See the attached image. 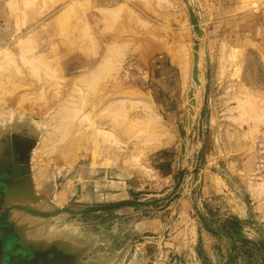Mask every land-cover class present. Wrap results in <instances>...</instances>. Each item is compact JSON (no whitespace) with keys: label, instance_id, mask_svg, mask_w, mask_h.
Instances as JSON below:
<instances>
[{"label":"rangeland","instance_id":"obj_1","mask_svg":"<svg viewBox=\"0 0 264 264\" xmlns=\"http://www.w3.org/2000/svg\"><path fill=\"white\" fill-rule=\"evenodd\" d=\"M222 3L0 0V133L35 135L37 189L53 188L59 206L84 202L77 185L100 191L99 182L107 177L131 174L147 184L139 199L158 200L185 172L179 194L155 208L165 209L177 198L189 201L179 208L185 216L169 209L171 219L161 234L167 264H264V0L234 7L233 17H247L233 25L223 22ZM192 12L209 42L196 36ZM197 40L203 45L201 87L192 117ZM219 43L222 64L231 52L230 86L216 83L217 65L209 53ZM167 56L180 67L174 77L162 73L176 81L169 105L173 119L162 104L171 93L153 83L157 62ZM172 142L167 156L154 161L156 150ZM103 214L65 217L63 223L83 228L84 237L89 225L103 223ZM3 219L5 235L18 240L8 217Z\"/></svg>","mask_w":264,"mask_h":264},{"label":"water","instance_id":"obj_2","mask_svg":"<svg viewBox=\"0 0 264 264\" xmlns=\"http://www.w3.org/2000/svg\"><path fill=\"white\" fill-rule=\"evenodd\" d=\"M192 24L196 36L202 39L203 32L193 12ZM200 60V43L197 40L194 46L192 88L189 94V112L192 117L196 115V93L201 87ZM188 122L191 127L193 120ZM190 134L189 131L188 136ZM37 145L35 135L12 130L0 133V176L9 175L12 178L10 183L4 185V195L0 202V221L8 217L7 224L12 226L13 232L18 237V244L26 253L24 258L15 256L9 260L8 264H30V251L34 254H54L53 257H57L58 260L57 264H63L62 260H68V264H118L121 256L109 262H102L97 260L96 256H92L94 246L92 243L85 242V236L83 237L82 234L63 233L48 226L53 222L65 220V217L96 215L131 207L155 209L163 203L171 202L179 194L184 182L185 172L167 197L154 201L144 198L107 205H82L77 200H73V203L68 206H59L54 202L53 188L37 189L32 166ZM27 188L29 189L28 195L26 194ZM20 193L22 195H19ZM76 194L78 198L81 197V185H77ZM35 219L46 222L40 225L35 222ZM64 242L71 245V250L61 247V243ZM45 264L54 263L49 260Z\"/></svg>","mask_w":264,"mask_h":264},{"label":"crops","instance_id":"obj_3","mask_svg":"<svg viewBox=\"0 0 264 264\" xmlns=\"http://www.w3.org/2000/svg\"><path fill=\"white\" fill-rule=\"evenodd\" d=\"M227 1L229 2L227 3ZM225 2L226 3H222V7L223 10L227 12V14L223 16L225 17L222 19L223 22L233 25L239 20H244V18L247 17V15H239L236 17L232 16L233 8L236 7L239 3H243V0H236V2H233V0H225ZM201 29L203 32L202 27ZM203 35L209 42L210 37L204 34V32ZM221 46L223 45H220L219 43L218 49H213V51L210 52L209 55L212 57L213 63L217 65V86H230L229 81H233L231 78V76L233 75V71L229 69L231 65V63H229V56H231V52L230 54H226L227 56H225V61H223L222 64L223 54ZM202 51L203 45H200V56ZM246 65L247 64H243V67H246ZM175 68H177L180 73V67L174 63L171 56H167V59H163L157 62L154 68V72L157 75H154L153 79L154 87L157 90L162 91L166 89L171 93L166 94L162 101V104H164L163 109H167L168 111L167 114L165 112L166 117L171 119H173L175 115L170 112L171 109L169 108V105L172 101H174L172 95H175V89L173 88L176 87V81L173 80L172 77L170 79H165L162 76V73L169 71L171 73V76L174 77L176 73L174 72ZM223 71H225V78H222ZM245 72H247V68H245ZM244 77H246L247 79V75H245ZM233 85L234 87H236V82L233 83ZM247 85L250 86L251 84L246 83V86ZM238 86H242V84H238ZM237 97L238 95L235 94L233 101H236ZM228 101H232V99H229ZM175 143L176 142H172L168 146L157 149L156 151L159 152V154L154 155V161H156L158 158L164 157L166 155V152L172 149V146ZM162 150H164L165 153H160ZM173 160V158L170 159V161ZM133 177L134 176L132 174L129 176V178L126 179H114L109 176L107 177V179H105V181L99 182L98 188L100 189V191L95 192H85L84 186L81 185L80 199H83L84 202L78 203L82 205H107L129 200H136L141 198L142 196H145L143 192L148 191L146 189L147 184H139V180H134ZM148 189L151 190V188ZM89 198H92V200H88ZM185 200L187 199L177 198L165 209L149 208L148 210L145 209L143 211H137L134 208H122L104 213V216L102 217L97 216V218L101 217L103 223L95 222L89 225V234H86L84 241L93 244L94 247L92 256H96L97 260H101L102 262L115 261L117 260V258H119V256H121L120 264H167V260L162 259L161 234L167 228L169 220L171 219V212L169 211V209L175 208L174 214H179V216H185L188 214L181 213L179 210ZM66 226L71 225L63 223V220H61L58 222H53L48 227L63 233L69 232L79 235L83 234L84 229L81 227L78 228L75 226H71V231H65L63 227ZM85 231L87 230L85 229ZM87 235H89L88 238ZM79 241H81V239H79ZM135 250L136 252L134 253Z\"/></svg>","mask_w":264,"mask_h":264},{"label":"flooded vegetation","instance_id":"obj_4","mask_svg":"<svg viewBox=\"0 0 264 264\" xmlns=\"http://www.w3.org/2000/svg\"><path fill=\"white\" fill-rule=\"evenodd\" d=\"M12 181L9 175L0 176V202L2 200V194L4 190V185ZM5 222L4 219L0 224V264H8L9 260L15 256L20 258L25 257L24 250H21L18 240L14 234L5 235L4 232ZM30 264H45L52 260V263L57 264V257H53L54 254H34L30 251ZM62 258H59V260ZM51 262V261H50ZM63 264H68V260H62Z\"/></svg>","mask_w":264,"mask_h":264},{"label":"bare ground","instance_id":"obj_5","mask_svg":"<svg viewBox=\"0 0 264 264\" xmlns=\"http://www.w3.org/2000/svg\"><path fill=\"white\" fill-rule=\"evenodd\" d=\"M186 40V39H185ZM5 52V51H4ZM26 53V52H25ZM86 77V76H85ZM25 98V97H24ZM26 100V99H25ZM24 103V102H23ZM22 106V105H21ZM74 107V106H73ZM68 110V109H67ZM76 110V109H75ZM73 112V111H72ZM76 112V111H75ZM75 114V113H74ZM94 128V127H93ZM96 129V128H95ZM100 133H102V132H100ZM105 133V132H104ZM96 134H97V132H96ZM95 134V135H96ZM107 134V133H106ZM106 134H103V135H106ZM100 135V134H99ZM98 135V136H99ZM110 135V134H109ZM111 136V135H110ZM106 137H109V136H106ZM113 137V136H112ZM105 138V137H104ZM110 140V139H109ZM160 140V139H159ZM103 141H104V139H103ZM41 142H43V141H41ZM44 143V142H43ZM104 143V142H103ZM108 143V142H107ZM110 143V142H109ZM105 144H106V142H105ZM108 145V144H107ZM43 158V157H42ZM41 166V165H40ZM42 167V166H41ZM41 167H39V168H41ZM42 171V170H41ZM41 171H39V173H38V175L37 176H39L40 177V179L44 176L42 173H44V172H41ZM37 173V172H36ZM23 194H24V191H23ZM26 194L28 195L29 194V189L27 188L26 189ZM19 195H22L21 193L19 194ZM65 199V196L64 195H59L58 196V202L60 201V204H62L61 202L63 201ZM58 229V228H57ZM63 229L65 230V231H71L72 230V227L71 226H66V227H63ZM61 247L62 248H64L65 250H71V245L69 244V243H67V242H64V243H61Z\"/></svg>","mask_w":264,"mask_h":264}]
</instances>
